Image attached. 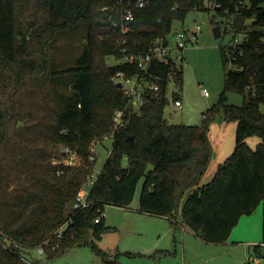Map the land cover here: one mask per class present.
<instances>
[{"label":"trees","instance_id":"obj_1","mask_svg":"<svg viewBox=\"0 0 264 264\" xmlns=\"http://www.w3.org/2000/svg\"><path fill=\"white\" fill-rule=\"evenodd\" d=\"M129 1L135 18L122 32L121 9ZM208 1L146 0L137 6L136 0H0V64L26 54L29 40L42 34L51 41L59 30L82 26L86 31L83 49L71 63L57 66L48 58L41 67L40 60L33 62L47 74L54 108L36 114L23 107L26 98L20 92L32 75H0V264H32L26 251L38 245L51 259L70 246L94 242L109 228L105 205L129 206L141 180V211L172 221L180 215L184 225L211 243L228 240L243 214L261 201L264 206V0H215L220 6L213 7ZM193 8L253 18L244 25L250 39L243 53L220 44L225 88L219 102L202 124L170 122L164 115L169 81L181 88L183 66L155 61L151 72L161 76L159 95L128 108L126 124L114 129L113 113L123 95L113 76L137 67L107 64L105 57H123V47L127 53H145L152 40L167 36L173 22ZM229 90L243 94L244 102H227ZM220 107L228 120H236L235 145L212 178L203 181L213 155L209 122ZM112 131L111 150L90 187L91 202L75 208L76 195L94 168L91 142ZM251 135L260 138L255 147L248 142ZM64 146L78 151L79 163L64 162ZM63 224L59 238L55 232ZM254 249L258 256L264 253L260 244Z\"/></svg>","mask_w":264,"mask_h":264},{"label":"rangeland","instance_id":"obj_2","mask_svg":"<svg viewBox=\"0 0 264 264\" xmlns=\"http://www.w3.org/2000/svg\"><path fill=\"white\" fill-rule=\"evenodd\" d=\"M224 21L225 15L219 14L215 8H193L182 20L173 22L172 30L167 36L173 44L178 32L183 31L188 37L192 36L197 25L200 26V31L195 42L187 41L182 49L175 51L176 54H183V59H177V64L183 66L182 83L181 88L177 87L174 84L176 82L171 79L168 96L171 99L173 91L179 92L183 105L177 107L170 101L165 107L164 115L170 122L202 124L207 111L219 102L225 88V69L220 44H227L231 38V33L225 32ZM251 21V18L246 19V23ZM216 22H219L222 33L218 37L214 34ZM85 32V27L82 26L59 30L51 41L44 40L45 34H42L35 37L36 40H29L31 48L26 54H19L15 61L0 64V75L10 71L21 77L33 76L29 87L26 86L20 92L26 98L23 107L36 114L55 107L50 82L41 67L48 58L57 66L63 62L71 63L83 49ZM121 58L106 56L105 61L107 64H114L122 61ZM39 60L41 67L33 64ZM228 67L233 66L229 63ZM204 88L209 91L208 95L204 94ZM226 101L240 105L244 102V95L229 90ZM235 132L236 120H228L222 107L218 108L215 117L209 122L208 134L213 146L209 164L211 168L217 165L223 155L231 153L235 145ZM110 134L111 132L95 135L91 142V148L94 146L96 154L91 172L93 176L97 175L111 150L113 139ZM259 141L257 135L248 137L252 147ZM209 172L206 176L210 178L205 177V181L212 177ZM89 181L90 176L83 189H90ZM142 184L143 180L139 182L129 206L105 205L104 219L109 228L99 238H93L97 246L93 245L94 242L76 244L51 259L37 247L29 248L26 254L31 260L40 262L36 259H42L46 264H246L251 254V247L246 240L255 237L256 242H263V201L252 212L240 217L228 240L210 243L196 236L184 225L180 215L177 224L165 215L141 211L139 206ZM191 191L192 189L187 190L185 197ZM251 263L264 264V258L259 257L258 261L252 260Z\"/></svg>","mask_w":264,"mask_h":264},{"label":"built area","instance_id":"obj_3","mask_svg":"<svg viewBox=\"0 0 264 264\" xmlns=\"http://www.w3.org/2000/svg\"><path fill=\"white\" fill-rule=\"evenodd\" d=\"M146 0H136L137 6H143ZM208 6H220L219 2H215V0H209L207 2ZM236 14L228 13L225 14V32L231 33V38L225 44V46L232 52L236 51L237 49H240V52L243 53L242 47L245 45L248 40L250 39V32L244 28L246 23V18H243V24L242 27L239 28L236 25ZM135 18V8L132 6L131 1H129L128 5L124 6V8L121 9V15H120V28L122 32H126L130 28L131 22ZM253 20L252 17H249ZM115 23H118V21H115ZM199 28L200 26L197 25L194 29V33L192 36H187L185 32L181 31L178 32L174 44L168 39L167 36H159L156 37L152 42L150 43L147 51L145 53H127L126 47L122 48V52H124V56L121 58L122 63H128L129 65H135L137 67V70L135 72L129 73L127 70H117L116 73L113 76L114 81L121 82L122 86L120 87L122 90L123 95V102L120 106H118L114 113H113V126L114 129L120 128L126 124L127 121V112H129L128 108L137 109L147 98L158 96L160 93V80L161 76L156 75L153 76V73L151 72V66L153 62L155 61H161L162 63H168L175 61L177 63V59H183V54H176L175 51H177L179 48L182 49L183 46L187 41L195 42L198 39L199 34ZM263 32H264V26ZM264 40V36L262 37ZM171 81V79H170ZM169 81V82H170ZM174 81V80H173ZM172 81V82H173ZM175 84V83H174ZM176 86V85H175ZM169 88V86H168ZM174 92V91H173ZM172 92V93H173ZM204 94L208 95L209 91L204 88L203 89ZM168 94V91H167ZM170 101L173 102V104L177 107H182L183 101L182 98L179 95L172 96ZM114 132L112 131L110 134V137H114ZM108 135H106L107 137ZM99 140V139H97ZM102 140V138L100 139ZM62 159L65 163L69 165H75L80 162V154L78 151L70 146H64V148L61 151ZM65 155V157H64ZM96 154L94 150V146L91 148V153L89 155V159L91 161H94L96 159ZM93 172V171H92ZM97 176V175H96ZM96 176H93L92 173L90 174V181L89 186L94 183ZM89 192L90 189H83V186L80 188L78 194L76 195V198L73 202V207L75 208H83L87 207L90 204L89 199ZM96 221H99V218L96 219ZM175 222L177 224L178 220L176 219ZM66 228V224L61 225L55 232L56 236L59 238L63 237L64 230ZM261 245V248L264 251V241L259 243ZM58 243L54 245L57 246ZM38 250L41 253H46V249L44 245H38ZM259 257L264 258V253L261 255H254L251 254L249 256V263L252 264L253 261H258ZM33 258V257H32ZM32 264H37L33 260H28ZM40 264H43L41 262Z\"/></svg>","mask_w":264,"mask_h":264},{"label":"crops","instance_id":"obj_4","mask_svg":"<svg viewBox=\"0 0 264 264\" xmlns=\"http://www.w3.org/2000/svg\"><path fill=\"white\" fill-rule=\"evenodd\" d=\"M180 96H181V94H180ZM182 97V96H181ZM225 157H226V155H223L222 156V158L220 159V161H218L217 162V165L216 166H214L213 168H211V165H209L208 166V169H207V171L205 172V174H204V177H203V181H205V177H208V176H206L207 175V173H208V171H210L209 173L211 174V176H213L214 175V173H215V171H216V169H217V166H218V164L220 163V162H222L224 159H225ZM211 164V163H210ZM210 167V168H209ZM208 178H210V177H208ZM212 178V177H211ZM210 180V179H209ZM123 207H125V206H123ZM178 220V219H177ZM233 230H234V228H233ZM232 230V231H233ZM232 233V232H231ZM196 235V234H195ZM231 235V234H230ZM197 236V235H196ZM199 237V236H198ZM200 238V237H199ZM229 239V238H228ZM256 238L254 237H251V238H249V239H247L246 240V242L248 243V245H249V247H251V254H254V255H256V253H257V251H256V249H254V246L255 245H257V244H259V242H256ZM211 243V242H210ZM250 254V255H251ZM37 260H39L40 262H43L42 261V259H37ZM44 264H46V262H43ZM247 263H249V262H247ZM246 263V264H247Z\"/></svg>","mask_w":264,"mask_h":264},{"label":"water","instance_id":"obj_5","mask_svg":"<svg viewBox=\"0 0 264 264\" xmlns=\"http://www.w3.org/2000/svg\"><path fill=\"white\" fill-rule=\"evenodd\" d=\"M242 24H243V17L241 16L240 13H237L236 14V25L241 28L242 27ZM214 34L216 37L220 36L221 35V27L219 24H216L214 26ZM116 85L118 87H121L122 86V83L121 82H117Z\"/></svg>","mask_w":264,"mask_h":264}]
</instances>
